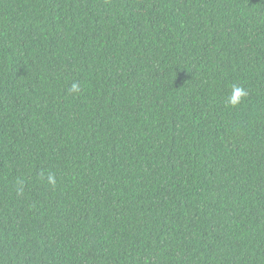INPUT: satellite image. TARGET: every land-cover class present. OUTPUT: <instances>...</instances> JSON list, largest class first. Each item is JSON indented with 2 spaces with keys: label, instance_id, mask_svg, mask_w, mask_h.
I'll list each match as a JSON object with an SVG mask.
<instances>
[{
  "label": "trees",
  "instance_id": "trees-1",
  "mask_svg": "<svg viewBox=\"0 0 264 264\" xmlns=\"http://www.w3.org/2000/svg\"><path fill=\"white\" fill-rule=\"evenodd\" d=\"M0 264H264V0H0Z\"/></svg>",
  "mask_w": 264,
  "mask_h": 264
},
{
  "label": "clouds",
  "instance_id": "clouds-1",
  "mask_svg": "<svg viewBox=\"0 0 264 264\" xmlns=\"http://www.w3.org/2000/svg\"><path fill=\"white\" fill-rule=\"evenodd\" d=\"M79 90H80L79 86L74 83L72 85V88H71L70 91L73 92V93H78ZM247 95H248V92H247V90L244 87L239 86V85H235L232 88V93H231V95L229 97L228 103L232 107H235V106L239 105L241 103L242 99L245 98ZM48 181L50 183H54L55 182L54 176L49 174Z\"/></svg>",
  "mask_w": 264,
  "mask_h": 264
}]
</instances>
